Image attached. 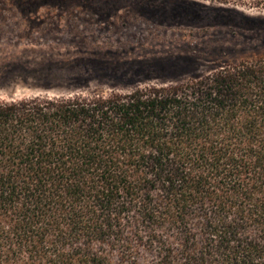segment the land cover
<instances>
[{
	"label": "trees",
	"instance_id": "16d2710c",
	"mask_svg": "<svg viewBox=\"0 0 264 264\" xmlns=\"http://www.w3.org/2000/svg\"><path fill=\"white\" fill-rule=\"evenodd\" d=\"M0 264H264V56L0 102Z\"/></svg>",
	"mask_w": 264,
	"mask_h": 264
},
{
	"label": "rangeland",
	"instance_id": "374dc122",
	"mask_svg": "<svg viewBox=\"0 0 264 264\" xmlns=\"http://www.w3.org/2000/svg\"><path fill=\"white\" fill-rule=\"evenodd\" d=\"M0 0V102L176 84L264 56V0Z\"/></svg>",
	"mask_w": 264,
	"mask_h": 264
}]
</instances>
